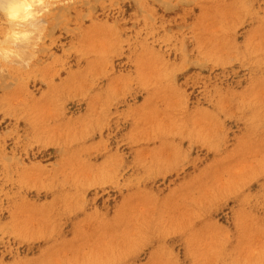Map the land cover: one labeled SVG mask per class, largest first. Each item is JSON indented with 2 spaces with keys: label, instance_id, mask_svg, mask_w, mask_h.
<instances>
[{
  "label": "rangeland",
  "instance_id": "1",
  "mask_svg": "<svg viewBox=\"0 0 264 264\" xmlns=\"http://www.w3.org/2000/svg\"><path fill=\"white\" fill-rule=\"evenodd\" d=\"M51 5L0 63V264H264V0Z\"/></svg>",
  "mask_w": 264,
  "mask_h": 264
},
{
  "label": "clouds",
  "instance_id": "2",
  "mask_svg": "<svg viewBox=\"0 0 264 264\" xmlns=\"http://www.w3.org/2000/svg\"><path fill=\"white\" fill-rule=\"evenodd\" d=\"M51 6V0H0V63L19 67L31 62L42 35L39 22ZM22 44L31 47L22 49Z\"/></svg>",
  "mask_w": 264,
  "mask_h": 264
}]
</instances>
